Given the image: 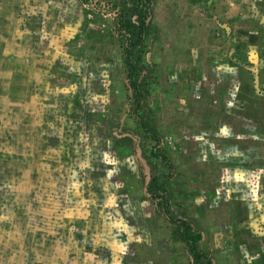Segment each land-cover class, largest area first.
Masks as SVG:
<instances>
[{"label": "rangeland", "instance_id": "rangeland-1", "mask_svg": "<svg viewBox=\"0 0 264 264\" xmlns=\"http://www.w3.org/2000/svg\"><path fill=\"white\" fill-rule=\"evenodd\" d=\"M144 4L0 0V264H193L161 195L264 264V0H152L133 79L172 169L128 79Z\"/></svg>", "mask_w": 264, "mask_h": 264}, {"label": "trees", "instance_id": "trees-1", "mask_svg": "<svg viewBox=\"0 0 264 264\" xmlns=\"http://www.w3.org/2000/svg\"><path fill=\"white\" fill-rule=\"evenodd\" d=\"M151 5H152V0H145L144 8L142 9V18L139 23L137 39L127 46L125 59L128 67V79L133 89L134 97L136 101L135 113L137 117L140 119L141 124L145 129V131L148 132L152 136V138L156 140L154 149L152 150V154L155 157L162 159L168 165V167L172 169L173 164L172 161L169 159V157L165 153L157 150V147L160 144V140H161L159 135L155 131L150 129L146 119L140 114V111L143 108V96L139 84H137L133 79L135 65L132 61V55L135 49L140 47L144 43V32L148 23L147 22L149 15L148 13ZM168 176H170V174H168ZM158 197L161 198L163 201L164 212L168 216L169 220L173 223H178L181 226H183V234L186 237V239L190 241L193 250V264H202L201 261L203 257L207 258L206 264H214L209 254L205 252L201 247L203 233L199 230H195L187 220L175 216V214L170 209V202L168 197L164 195ZM190 230H194L195 233H191Z\"/></svg>", "mask_w": 264, "mask_h": 264}]
</instances>
